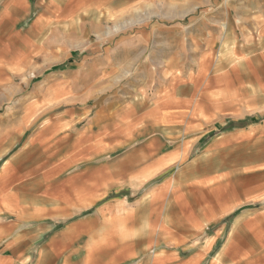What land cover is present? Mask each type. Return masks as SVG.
I'll use <instances>...</instances> for the list:
<instances>
[{
  "label": "rangeland",
  "instance_id": "obj_1",
  "mask_svg": "<svg viewBox=\"0 0 264 264\" xmlns=\"http://www.w3.org/2000/svg\"><path fill=\"white\" fill-rule=\"evenodd\" d=\"M29 1L0 16V263L183 262L220 236L204 264H262L264 130L213 117L207 55L256 40L239 15L264 0Z\"/></svg>",
  "mask_w": 264,
  "mask_h": 264
},
{
  "label": "crops",
  "instance_id": "obj_2",
  "mask_svg": "<svg viewBox=\"0 0 264 264\" xmlns=\"http://www.w3.org/2000/svg\"><path fill=\"white\" fill-rule=\"evenodd\" d=\"M67 1L68 0H63L65 3ZM255 1L258 2L259 0ZM199 2L202 4H213V0H202ZM0 9L1 17L13 15L17 19L27 17L31 15L33 11V7L29 0H7L4 1ZM218 18L219 17H216V19ZM239 19L250 21L254 26L260 28L261 31H259L256 40H250V37L245 36L242 43L239 45L234 47H232V45L228 47L223 46L217 53H213L211 56L208 54L207 58L210 57L209 59L211 61L212 79H216L218 82V85L212 88V102L222 105L219 110L212 111L213 117H245L242 120H237L236 123L240 126H237V130L234 132L238 134V139L243 138L242 141L246 142L245 140H248L246 138L249 137L250 134L256 133L262 129L264 130V126H262L264 125V120L257 122L259 120L257 115L264 114V110L258 108L259 103H261L262 100L264 101V16L262 14H254V16H250V14H248V16L246 14H240ZM229 20V15L224 17L223 14H221L220 18L215 21L226 22ZM234 27L235 25L232 26V28ZM243 92L249 93V97H254V100L252 101L250 98L247 100L243 97ZM251 102H253V104ZM252 107L255 108L253 111L246 110V108L252 109ZM248 128L253 129L248 130ZM164 163L165 159L159 158L156 166H162ZM3 206L4 204L0 203V208ZM0 210L1 212L6 211L4 207ZM4 229L5 227L0 225V234L4 235ZM197 233L198 231L196 234ZM164 234L168 235L170 233L165 232ZM219 237L220 236L209 238L206 247L192 246L194 255L189 261H176L172 263L171 257L165 255L159 257L156 264H204L208 259L222 257L224 254L223 245L215 250L213 254V247L221 240ZM166 252L169 255L177 253L176 251ZM4 260V257H0L1 262H4ZM262 264H264V259H262Z\"/></svg>",
  "mask_w": 264,
  "mask_h": 264
}]
</instances>
